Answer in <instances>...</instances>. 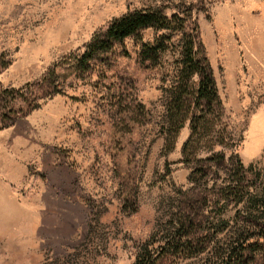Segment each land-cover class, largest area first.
I'll return each mask as SVG.
<instances>
[{"label": "rangeland", "instance_id": "374dc122", "mask_svg": "<svg viewBox=\"0 0 264 264\" xmlns=\"http://www.w3.org/2000/svg\"><path fill=\"white\" fill-rule=\"evenodd\" d=\"M145 7L197 26L250 189L264 195V0H0V264H132L156 250L172 213L184 202L199 207L204 194L215 201L209 187L232 172L227 158L202 163L207 177L190 181L181 161L187 125L174 149L162 150L177 39L155 67L138 59L159 34L152 29L113 44L85 71L71 61L112 19ZM27 85L40 97L31 110L34 97L26 103L16 91ZM216 212L196 208L198 243ZM208 249L157 264H214Z\"/></svg>", "mask_w": 264, "mask_h": 264}, {"label": "trees", "instance_id": "16d2710c", "mask_svg": "<svg viewBox=\"0 0 264 264\" xmlns=\"http://www.w3.org/2000/svg\"><path fill=\"white\" fill-rule=\"evenodd\" d=\"M187 20L188 17L178 13L168 15L159 7L126 12L95 33L80 56L71 61L76 69L85 71L90 61L97 55L108 52L113 44L136 36L143 30L152 29L159 34L152 42L141 44L138 59L146 67H155L170 53L173 40L177 39L175 74L165 90L167 100L161 124L162 150L164 153L171 152L177 135L187 125L189 134L181 146V161L192 168L190 181L196 182L207 177L202 163L207 168L222 164L226 158L234 163L233 168H230L232 172L228 173L225 180L222 179L217 186L212 184L209 187L212 192L215 190V201L209 202L208 195L204 194L198 199L199 207L184 202L165 224L160 225L156 250L150 253L144 249L136 255L132 264H157L165 256L195 257L207 248L210 249L208 252L214 264H254L256 259H264V195L250 189L253 183L248 182L245 175L251 169L245 168L238 158L234 148L237 145L222 118V102L198 37L197 26L192 22L191 28L187 27ZM51 73L52 70H49L42 79L49 95L53 94L52 85L48 81ZM24 87L16 90L18 96L26 103L34 97L28 103V109H34L37 106L34 102L40 97L29 89V85L26 86L28 90ZM13 91L11 89L8 92L12 94ZM216 147H220L219 150ZM225 148L229 149L228 157L225 156ZM202 184L205 185L206 181ZM206 190L207 186L199 188V191ZM182 196L187 197L186 194ZM206 204L216 206V217L209 222L211 227L208 231L211 233L208 240L198 243L194 233L202 223L194 221L195 210ZM231 207L237 208L230 219L233 226L224 217ZM223 233L227 237L221 241L218 236Z\"/></svg>", "mask_w": 264, "mask_h": 264}]
</instances>
